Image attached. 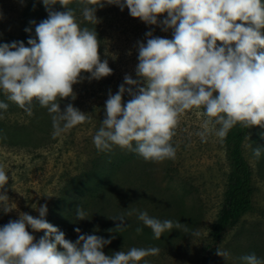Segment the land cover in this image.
I'll return each mask as SVG.
<instances>
[{
  "label": "clouds",
  "instance_id": "obj_1",
  "mask_svg": "<svg viewBox=\"0 0 264 264\" xmlns=\"http://www.w3.org/2000/svg\"><path fill=\"white\" fill-rule=\"evenodd\" d=\"M82 2L91 5L83 7V19L96 25V8L103 7V3ZM104 2L117 5L121 11L127 7L131 17L149 25H157L158 16L166 14L160 26L163 31L171 29L172 38L153 37L149 31L146 44L139 43L135 69L139 79L125 75L117 93L109 91L105 116L93 136L98 151L109 152L118 146L148 162L175 159L172 139L180 117L193 108L202 110L201 130L196 135L204 143L210 135L223 141L237 124L264 129V0ZM42 3L48 17L35 26V38L28 39L29 46L23 42L0 44V92L28 116L34 114V100L46 108L55 139L89 119V114L72 103L61 111L59 101L76 99L73 85L82 82L83 73L88 74L89 80H99L113 70L106 59L101 61L95 27L81 26L76 11L68 7L70 0ZM56 3L65 10H52ZM125 92L130 97L126 103L122 99ZM8 107V103L0 101V110L6 112ZM252 151L259 159L264 149L257 147ZM8 180V173L0 164V189ZM0 207L5 213L11 210L6 193H0ZM36 210L39 218L21 213L17 220L0 226V264H138L145 257L159 254L157 247H132L127 252L106 255L103 248L114 235L105 239L81 234L72 242L44 219L46 204ZM87 215L77 206L76 219L84 220ZM137 218L152 230L155 238L173 229L190 231L179 221H161L147 211H138ZM112 220L119 221L113 229H125L123 215ZM29 227L42 230L44 235L36 241L27 230ZM75 231L80 233L79 228ZM135 231L140 233L142 228ZM191 235L200 233L197 230ZM216 255L225 260L231 256L222 249H217ZM238 260L239 264H264V259L255 253L242 255Z\"/></svg>",
  "mask_w": 264,
  "mask_h": 264
},
{
  "label": "rangeland",
  "instance_id": "obj_2",
  "mask_svg": "<svg viewBox=\"0 0 264 264\" xmlns=\"http://www.w3.org/2000/svg\"><path fill=\"white\" fill-rule=\"evenodd\" d=\"M26 1L0 0V43L4 44V37L19 34V16ZM109 15L116 16L113 42L112 46H104L101 54L109 56L106 60L112 74L99 80L83 75L82 82L73 85L76 99L59 101L61 111L72 103L89 114L86 122L54 139L46 108L34 100V114L28 116L0 92V101L9 105L6 112L0 110L4 117L0 119V137H4L0 139V164L9 176L0 193H6L11 207L7 213L0 207V226L17 220L21 213L39 218L36 209L46 204L44 219L72 242L81 234L110 238L119 223L112 218L123 215L126 233L115 234L103 251L111 255L132 247L159 248L158 255L145 257L138 264H239L238 258L250 253L264 259V152L257 159L252 151L257 147L264 149V129L248 128L242 144L243 156L251 169L252 210L242 216L218 246L217 249L230 252L227 260L216 255L217 250L202 260L229 174L223 141L210 135L204 143L196 135L201 130L202 110L193 108L180 117L172 139L175 159L153 163L118 146L109 152L95 148L93 136L105 116L109 91L116 94L125 75L139 79L135 72L139 43L146 44L149 31L153 37L172 38V30L163 31L160 26L166 14L158 16L157 25L131 17L127 7L121 11L117 6ZM122 99L125 103L130 99L127 92ZM77 206L88 213L86 219H76ZM138 211H147L161 221H179L190 231L173 229L155 238L152 230L138 220ZM137 227L142 228L140 233L135 231ZM76 228L80 229L79 234ZM27 230L36 241L44 235L42 230ZM197 230L200 235L192 236Z\"/></svg>",
  "mask_w": 264,
  "mask_h": 264
},
{
  "label": "trees",
  "instance_id": "obj_3",
  "mask_svg": "<svg viewBox=\"0 0 264 264\" xmlns=\"http://www.w3.org/2000/svg\"><path fill=\"white\" fill-rule=\"evenodd\" d=\"M101 2L104 6L96 8L95 15L99 21L96 25L85 21L81 14L83 7L91 5H86V2H82V0H70L68 7L76 11L77 21L82 27L90 29L95 27L97 38L100 41L99 55L101 61H103L109 58V56L102 55V49L104 46H112L110 42H113L112 32L115 30L116 16L109 15V12L114 14L117 5L108 4L104 0H101ZM51 7L54 11L65 10L59 3ZM47 17L48 12L42 0H27L23 4L19 16V34L15 37H4V44L23 42L26 47L29 46L27 44L28 39L35 38V26ZM33 21L35 23H32ZM25 29H30V31H25ZM82 75L88 76L87 73H83ZM247 129L237 124L228 132L227 137L223 140L229 174L227 176V186L223 194V203L216 222L211 229L210 243L204 251L203 262L206 257L211 256L217 250L227 233L236 227L242 216L252 210L253 187L251 169L242 153V144L246 138ZM10 133L13 134L12 132ZM113 233L114 235H118L121 233L125 234L126 232L124 230H114Z\"/></svg>",
  "mask_w": 264,
  "mask_h": 264
}]
</instances>
